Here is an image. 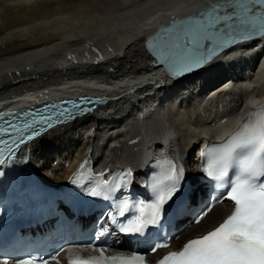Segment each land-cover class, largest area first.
I'll use <instances>...</instances> for the list:
<instances>
[{"label":"bare ground","instance_id":"obj_1","mask_svg":"<svg viewBox=\"0 0 264 264\" xmlns=\"http://www.w3.org/2000/svg\"><path fill=\"white\" fill-rule=\"evenodd\" d=\"M220 2L0 0V104L78 91L104 100L22 145L21 172L56 189L80 161L96 170L125 164L140 176L147 155L164 147L187 165L192 190L203 192L195 150L264 98V40L229 48L178 78L154 65L147 42L161 27ZM93 77L103 80L79 79ZM230 210L224 201L199 224L179 222L186 224L173 247L212 229Z\"/></svg>","mask_w":264,"mask_h":264},{"label":"snow or ice","instance_id":"obj_2","mask_svg":"<svg viewBox=\"0 0 264 264\" xmlns=\"http://www.w3.org/2000/svg\"><path fill=\"white\" fill-rule=\"evenodd\" d=\"M253 39L264 40V0H222L182 21L174 20L170 27H161L154 41L147 42V47L157 65L166 67L176 77L198 70L227 49ZM64 103H72L84 114V106L90 101L85 98L79 104ZM49 108L53 111L46 114ZM5 115L14 114H0V167L16 163L20 146L52 129L54 123L63 124L76 118L57 105H46L44 113L25 112L21 123L8 120ZM165 163L168 166L162 167L147 184L152 194L147 203L131 197L129 186L133 172L130 168L121 171L111 182L101 179L85 186L76 179L72 181L86 196L100 198L118 209L115 215L110 209L97 219L101 227L96 229L94 241L115 230L146 245L148 253L169 248L168 238L157 237L162 234L166 221L165 206L171 207L174 197L178 199L185 172L182 165L177 166L170 160ZM5 175L0 170V177ZM203 175L221 196L197 213L193 223L199 224L216 204L225 200L232 204L231 213L213 230L189 239L178 251L167 252L157 264H264V109L259 114L253 112L223 144L209 146L204 153ZM125 197L132 199L131 206ZM126 213V219H117ZM87 247L97 250L99 255L77 256L70 264H147L145 254L108 255L106 244L90 243ZM57 255L58 252L51 257L29 255L15 259L14 264H49ZM9 261V257L0 256V264H9Z\"/></svg>","mask_w":264,"mask_h":264},{"label":"water","instance_id":"obj_3","mask_svg":"<svg viewBox=\"0 0 264 264\" xmlns=\"http://www.w3.org/2000/svg\"><path fill=\"white\" fill-rule=\"evenodd\" d=\"M200 10H202V9H199V11H200ZM197 12H198V11H197ZM195 13H196V12H195ZM193 14H194V13H193ZM193 14H191L190 16H192ZM190 16H189V17H190ZM179 21H180V20H179ZM149 38H150V37H149ZM146 39H147V38L143 39V41H144V42L147 41ZM152 39H153V37H152Z\"/></svg>","mask_w":264,"mask_h":264}]
</instances>
